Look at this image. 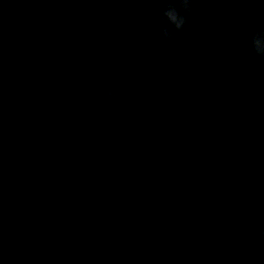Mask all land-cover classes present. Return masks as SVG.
Returning a JSON list of instances; mask_svg holds the SVG:
<instances>
[{
	"label": "water",
	"instance_id": "water-1",
	"mask_svg": "<svg viewBox=\"0 0 264 264\" xmlns=\"http://www.w3.org/2000/svg\"><path fill=\"white\" fill-rule=\"evenodd\" d=\"M178 3L0 0V264H264V0Z\"/></svg>",
	"mask_w": 264,
	"mask_h": 264
},
{
	"label": "clouds",
	"instance_id": "clouds-1",
	"mask_svg": "<svg viewBox=\"0 0 264 264\" xmlns=\"http://www.w3.org/2000/svg\"><path fill=\"white\" fill-rule=\"evenodd\" d=\"M192 6L193 0H179L178 5L170 6L164 13V22L170 24L176 33L184 31L188 23V16L192 12ZM163 37L165 40H171L173 32L165 29ZM253 43L256 55L264 57V33L257 34ZM106 94L109 99H116V93L112 89H108Z\"/></svg>",
	"mask_w": 264,
	"mask_h": 264
}]
</instances>
